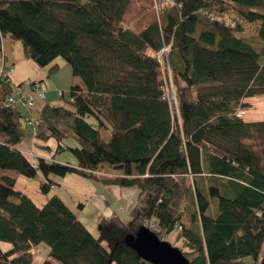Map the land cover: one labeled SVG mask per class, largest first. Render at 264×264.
Segmentation results:
<instances>
[{
	"label": "trees",
	"instance_id": "obj_1",
	"mask_svg": "<svg viewBox=\"0 0 264 264\" xmlns=\"http://www.w3.org/2000/svg\"><path fill=\"white\" fill-rule=\"evenodd\" d=\"M132 1L0 0V58L10 37L38 66L62 58L83 82L72 86L70 108L37 110L33 96L23 113L9 102L20 98L10 74L0 72V168L41 175L45 194L57 184L52 175L68 174L139 190L132 221L113 215L95 237L60 197L39 207L3 177L0 243L11 249L0 245V264H36L42 243L50 253L39 264H150L134 248L141 228L162 241L178 231L190 264H258L264 121L239 111L264 94V0H144L128 17ZM170 79L175 102L165 99ZM33 136L55 138L56 154L72 151L78 166L30 160L17 145ZM71 137L78 147L63 145Z\"/></svg>",
	"mask_w": 264,
	"mask_h": 264
},
{
	"label": "rangeland",
	"instance_id": "obj_2",
	"mask_svg": "<svg viewBox=\"0 0 264 264\" xmlns=\"http://www.w3.org/2000/svg\"><path fill=\"white\" fill-rule=\"evenodd\" d=\"M147 6L144 0H133L131 3V6L128 11V17H132L139 13L141 10V6ZM150 13V10H149ZM250 43H252L251 40L247 39ZM3 49L5 50V47H7L8 43H14L17 44L18 48L12 52V55L9 56V61L7 63V66H12L13 64V57H15L18 61H22L24 64V72L26 77H30L27 80H21L16 83H12L13 88L16 92H19V85H21L24 88V95H28L32 91L31 83L33 81H38L40 85L43 86V90L46 93V96L49 92H54L56 94V102L52 100L50 104H54L55 106H62L65 108H70V104L68 103L70 100V90L73 85L78 84L83 86V82L79 78H75L73 76V70L72 67L65 62L62 58H57L56 61L51 63L49 66L46 67H40L38 66L33 60L26 58L24 51H23V45L20 41L13 40L10 37H6L3 39ZM254 44V43H253ZM255 45H259L257 42H255ZM62 63L63 65L60 67L59 64V71L48 77V72L50 67L54 64ZM2 69V59L0 58V72ZM39 77H43L41 80H39ZM65 92V98L62 99L61 92ZM35 100L38 102H41L42 106H44L46 103H48L49 100H40L37 97H35ZM246 103L249 104V106H246L242 108L239 111V115L244 119L246 122H257V121H264V94L257 95L251 98H248L246 100ZM18 107L21 108V110L25 107H22L19 105ZM33 121H36V115L34 116ZM87 121L93 125L94 128H98V121L94 117L87 118ZM29 125V124H28ZM33 127L30 126V129ZM45 128L43 127V130ZM106 139H109V136H105ZM22 142L29 143L31 147L34 149V147L39 148L40 151L43 153H46V155L49 156H55V159H61L65 161H72L77 160L76 157L73 155L72 151L67 150L65 152H62L61 154H56V150L58 148L59 142L55 138H40L37 136H33L32 138H25L22 140ZM21 142V143H22ZM20 143V144H21ZM20 144L17 145L20 147ZM63 145L69 146L70 148H76L78 147V143L76 141L75 137H71L69 139L63 140ZM48 147V149H45ZM258 151H260L258 149ZM36 159V158H35ZM33 160V158H31ZM57 161V160H56ZM60 162V161H58ZM60 163H66V162H60ZM8 177L15 183V189L24 192L27 194L39 207H43L50 198L53 196L60 197L70 208L76 209L78 212H82V205H85V199L88 197L91 191H94L95 183L99 182L95 179H89L85 178L78 174H68L66 177H59L57 175H52L50 179H52L57 184L55 186H52L50 192L48 194H45L41 190V185L43 183V178L41 175H39L36 178H27L21 175L16 170H7V169H1L0 168V182H4L3 177ZM104 184V183H103ZM96 199V198H94ZM95 203V201H93ZM93 205V204H92ZM95 211L96 209L93 206L88 205V209L86 213L83 216L84 224L88 227L90 232L95 236H99V229L102 222V218L98 217V222L95 223ZM128 223V222H126ZM130 223V222H129ZM178 234V231H175L173 234H171L169 237L164 239L165 242L170 243L173 245L174 248H181L183 246L181 241H176V236ZM1 248L3 251H9L11 249V244L6 242L0 243ZM103 245L109 249L110 246L107 243H103ZM35 256H34V263L39 264L43 263L44 260L47 258V256L50 253V247L46 243H42L39 247H37L34 250ZM264 253V245L261 249V253L259 256L258 264H260V260ZM246 264H255V260L252 257H247L244 259Z\"/></svg>",
	"mask_w": 264,
	"mask_h": 264
},
{
	"label": "crops",
	"instance_id": "obj_3",
	"mask_svg": "<svg viewBox=\"0 0 264 264\" xmlns=\"http://www.w3.org/2000/svg\"><path fill=\"white\" fill-rule=\"evenodd\" d=\"M18 48L17 44L14 43H8L7 47H5V50L3 49L2 53V63L3 58H5V64L7 66V63L9 61V56L12 55V52ZM60 67L63 65L62 63H59ZM13 72L10 74V80L12 83L19 82L21 80H27L30 77H26L24 72V64L22 61H18L15 57H13ZM43 77H39V80H41ZM38 82V81H33ZM37 88H42L43 86L37 83V85L32 89L31 93L35 91ZM22 92H24V88H21ZM64 92V91H62ZM29 93V95L31 94ZM65 93V92H64ZM25 94V93H24ZM56 94L54 92H49L45 98V100H49L48 103L56 102ZM21 105L22 107H25L24 110L20 109L23 113L27 111V108L22 103H18L17 106ZM54 105V104H52ZM33 108H36L37 110L42 109L41 102L35 101ZM20 108V107H19ZM27 122L31 121V117L29 116L25 118ZM34 128V124L31 126ZM27 142H22L20 144V147L18 146L19 150L25 153L29 159L33 158V161L35 158H45L47 160H53L55 159L54 154L53 156L46 155V153H43L40 151L39 148L34 147V149L31 147V145L26 144ZM60 162H66L71 163L74 166H78L77 160L72 161H65L61 159H55ZM95 186L94 191H91L88 197L85 199V205H82V212H78L76 209L71 208L70 209L78 216V218L84 223L83 216L86 213L88 209V205L93 206L95 211V223L101 222L98 221V217L100 216L103 220L112 217L113 215H119L125 222H131L132 216H133V210L138 205V199H139V190L137 188H124L119 187L115 185H105L102 182H94ZM96 198V199H94ZM95 201V203H93ZM93 204V205H92Z\"/></svg>",
	"mask_w": 264,
	"mask_h": 264
},
{
	"label": "water",
	"instance_id": "obj_4",
	"mask_svg": "<svg viewBox=\"0 0 264 264\" xmlns=\"http://www.w3.org/2000/svg\"><path fill=\"white\" fill-rule=\"evenodd\" d=\"M138 255L150 264H190L183 253L160 240L148 228H141L134 243Z\"/></svg>",
	"mask_w": 264,
	"mask_h": 264
},
{
	"label": "built area",
	"instance_id": "obj_5",
	"mask_svg": "<svg viewBox=\"0 0 264 264\" xmlns=\"http://www.w3.org/2000/svg\"><path fill=\"white\" fill-rule=\"evenodd\" d=\"M168 54H169V48H165L161 53L157 54V57H158L159 61L161 62V64L163 63L164 58H167ZM13 71H14L13 67H10V68L6 67L5 60H3L1 75L6 74L7 76H9V74H11ZM170 84H171L170 88L168 86L165 88V99L168 102H175L176 98H175L174 88H173L171 79H170ZM18 93H19L18 96L20 95V98L18 100L10 99L9 102L11 104H14V105H16V103H22L24 105L25 104H32V99H33L32 97L33 96L34 97L37 96L42 100L45 99V94L41 88L35 89V91H33L29 96L24 95L22 90H20ZM29 122L34 124V130L36 133H38V131H39L38 125H36L32 121H29Z\"/></svg>",
	"mask_w": 264,
	"mask_h": 264
}]
</instances>
